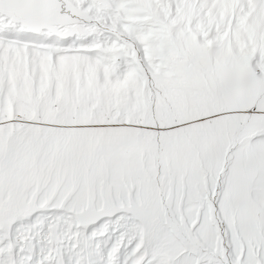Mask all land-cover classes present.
<instances>
[{
    "label": "snow or ice",
    "instance_id": "6c2138e0",
    "mask_svg": "<svg viewBox=\"0 0 264 264\" xmlns=\"http://www.w3.org/2000/svg\"><path fill=\"white\" fill-rule=\"evenodd\" d=\"M0 264H264V0H0Z\"/></svg>",
    "mask_w": 264,
    "mask_h": 264
}]
</instances>
